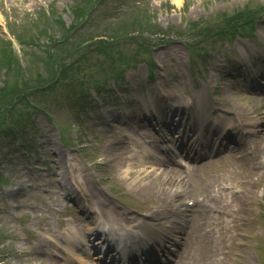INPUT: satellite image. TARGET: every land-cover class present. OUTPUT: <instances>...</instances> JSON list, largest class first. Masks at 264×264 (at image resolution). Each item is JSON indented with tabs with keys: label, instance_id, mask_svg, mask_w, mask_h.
I'll return each instance as SVG.
<instances>
[{
	"label": "rangeland",
	"instance_id": "374dc122",
	"mask_svg": "<svg viewBox=\"0 0 264 264\" xmlns=\"http://www.w3.org/2000/svg\"><path fill=\"white\" fill-rule=\"evenodd\" d=\"M74 1L0 0V50H6L14 33L22 35L21 41L27 44L16 38L11 53L20 59L21 67H32L36 75L32 85L49 90L55 104L50 108L67 131L63 134L56 123L37 116L39 130L28 134V139H35L34 150L19 149L22 145L15 140L0 139V172L8 180L0 185V264H57L52 262L55 259L64 263L67 255L52 241L68 249L65 242L74 228L88 230L95 223H106L99 202L123 212L126 220H138L157 209L155 216L166 218L172 206H182L187 199L195 201V211L189 244L177 264H264V164L259 162L264 135L260 139L244 135L243 159L228 154L227 159L197 166L191 173L176 174L177 178L164 176L168 168L149 162L134 166L140 157L133 155L141 151L143 136L151 141L146 145L152 153L158 150V123L173 125L177 119L170 106L185 104L187 99L194 101L198 121L204 113L208 122L215 118L222 126L236 123V130L231 131L238 135L264 129L260 117L264 116L260 101L264 96H248L233 80L239 75L264 76V0H116L117 4L125 1L122 11L138 5L140 13L150 12V25L165 34L152 37L145 32L149 25L143 24L142 34L117 43L116 58L120 56L118 45L133 58L124 73L126 83L114 95L106 93V86L102 96L90 90L95 101L87 113L75 106V97L67 95L66 80H56L61 62L76 51L60 47L62 59L55 62L49 42L32 36V17L43 21L50 13L53 20L69 26L74 20ZM248 12L261 15L255 37L233 36L243 30L242 15H256ZM213 36L217 48L203 58L207 62L197 74L191 68L192 51L187 43L204 47L203 42ZM33 51L41 54L40 59ZM90 58L88 54L80 62ZM232 67L239 75H234ZM68 68L67 78L72 80L77 75L74 67ZM104 69L85 68L75 81L91 80ZM30 74L28 78L33 79ZM22 77H2L1 73L0 83ZM258 109H262L260 116ZM4 111L0 107L2 118ZM17 112L12 111L14 116ZM162 127L170 136L169 128ZM129 166L134 170L131 174L127 173ZM142 170L149 174L138 175Z\"/></svg>",
	"mask_w": 264,
	"mask_h": 264
},
{
	"label": "trees",
	"instance_id": "16d2710c",
	"mask_svg": "<svg viewBox=\"0 0 264 264\" xmlns=\"http://www.w3.org/2000/svg\"><path fill=\"white\" fill-rule=\"evenodd\" d=\"M119 7L120 5H117L116 0H79L72 7L74 22H72L70 26H66L63 21H59L56 25L52 24L53 20L51 16L47 17L43 22H37L39 24H35L34 30L37 37H47L51 40L48 46L49 54L55 62H57L58 59H62L59 52V50H61L60 47L71 48L76 51L71 59L68 58L67 61L61 62L60 65H62V68L58 75V79H66L69 74L66 72L71 71L68 67H74L73 72L77 76H73L71 78L72 80H67V88L70 89L67 95H77L78 106L84 108L83 111L88 104V102H86L88 96L86 97L83 93V88L86 85L92 84L97 91H101L109 79L117 83L123 81L127 66L132 65L130 60H133V58L126 54L125 51L120 48V45H118L120 56L116 58L113 54L120 40L132 38L137 33L142 34L143 32L141 31L145 30L141 29L143 24L149 25V31L146 30L145 32L152 37L157 38L159 35L165 34L159 27L157 28L150 25V19H147L150 12L146 11L140 13L141 11L133 7L130 9L128 8L126 11H118ZM241 17L244 22H246L244 29L251 25L252 16L242 15ZM56 27H60L57 28L61 33L58 38H54L51 34L49 35V28L53 31ZM142 36L146 38L145 35ZM166 36H168V34H166ZM214 37L215 36L211 39ZM8 44L9 48L7 47L5 48L6 50H0V74L2 73V77L10 75L13 78L14 76L19 77L23 75V79L21 78V81L12 80L11 82L7 80L3 81V84L0 83V107L9 106V112L4 115H8L12 120V122L9 123V127L13 124L11 140H15V142L19 143L16 139L17 131H13L27 120V117L31 115L32 109L42 112L52 121H54V118L45 107H39L37 105L40 102L39 100H44L46 95L44 91L39 89L38 85L31 84V81L35 79L34 76H36L32 67H21L19 60L12 54L11 44ZM188 46L192 51L195 49L194 44H188ZM53 49H56V54L51 52ZM108 51L110 55L107 54ZM88 54H91L93 58L80 62V59ZM74 56H77L75 60L73 59ZM37 61L38 60L31 63H36ZM71 61L72 63L70 64ZM193 61H196V59L193 58ZM107 64H109V66L102 71V74L106 75L105 80H100L99 75H94L91 76V80L87 77L84 82L81 80L80 82L75 81L78 76L82 75L85 68H92L94 66L98 70L99 66L103 68ZM30 72L32 73L30 74ZM27 73L30 74L33 79H29ZM7 94L11 95L7 96ZM37 96L40 98H37ZM18 107L20 111L14 118L12 111ZM2 116L0 117V120H2L0 124L4 125L6 118H2ZM5 136H7V134H5ZM21 145L24 149H30L32 146L31 144H25L23 141Z\"/></svg>",
	"mask_w": 264,
	"mask_h": 264
},
{
	"label": "bare ground",
	"instance_id": "6f19581e",
	"mask_svg": "<svg viewBox=\"0 0 264 264\" xmlns=\"http://www.w3.org/2000/svg\"><path fill=\"white\" fill-rule=\"evenodd\" d=\"M141 157L144 158L143 155H141ZM140 162L146 164V162H143V161H140ZM142 163H136L135 166H142ZM131 166H129L130 168L128 169V172H127L128 174H131L132 172H134V170L131 168ZM145 172L146 171H139L138 175H142ZM185 172H186L185 170H177L175 168H171V169H164L163 175L166 176V177L168 176L169 178H171L173 176L177 178L176 174L181 176ZM98 206H99V210L102 211L105 214L104 218L108 221L107 224L112 226L113 228H120V227L125 228V224L134 222L133 219L126 220V218L124 217V213L123 212L117 210L116 208H111V207L107 206L106 203H104V202H99ZM131 218H133V217H131ZM129 225L131 226V224H129ZM130 231L133 232L134 228H132V230H130ZM54 244L56 246H58V248L60 250L68 252L67 250H65L62 247H60L59 245H57L55 242H54ZM134 249H135L134 246H132L131 249H130V252L134 253ZM52 262H55L57 264H76L75 261L71 262L70 260L66 261L65 263H60L58 260L55 259ZM51 264H54V263H51ZM83 264H85V263H83Z\"/></svg>",
	"mask_w": 264,
	"mask_h": 264
}]
</instances>
